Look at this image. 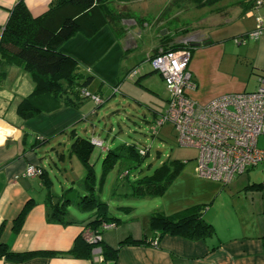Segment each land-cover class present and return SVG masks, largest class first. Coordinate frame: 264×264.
<instances>
[{"label":"crops","instance_id":"1","mask_svg":"<svg viewBox=\"0 0 264 264\" xmlns=\"http://www.w3.org/2000/svg\"><path fill=\"white\" fill-rule=\"evenodd\" d=\"M19 1L21 0H0V38L10 11ZM122 1L119 3L120 6L129 9L128 2ZM23 2L30 15L36 18L47 12L56 0H23ZM241 7L240 14L244 15V20L249 21V24L247 29L237 33L241 36L235 39H243L245 44H236L242 48L235 51L234 48L223 43L217 33H214L220 30L223 25L222 19L228 14L222 8L210 9L204 13L197 20L198 27L195 26L196 24L185 27L191 30L197 28V34L202 39L199 47H193L195 42L190 44L191 56L188 64V70L195 84V89L189 93V97L198 104L203 105L228 94L253 92L259 86V78L264 77V30L257 40L247 37L255 30V16H259L264 22V6L255 11H250L247 6ZM141 20L145 19L141 18ZM142 27L147 28V23L144 22ZM126 31L127 29L122 27V35L116 36L110 27H103L90 38L76 35L60 46V53L69 56L77 63L81 75L92 77L85 87L87 92L94 81L99 84L97 91L90 94L102 96L100 88L105 87V78L102 82L99 80L102 79V75H111L113 79L114 76H122V73L125 76L133 68L122 70L120 65V60L136 49L134 38L132 41L134 46L129 45L128 48H124V44L128 45ZM188 36L177 37V40L193 37ZM151 38L150 50L138 64L139 66H136L139 73L134 83L137 82L138 86H144L153 95L161 96L167 101L168 94L164 82L161 76L147 64L146 58L159 47L168 48L171 46L168 43L176 39L175 37L167 39V37L163 45V41L158 42L155 39L154 32ZM230 60L235 67L242 65L249 69L250 75L255 77V85L252 89L248 88L244 77L235 73V67L229 69ZM111 80L108 85L114 87V81ZM33 90L34 83L28 73L20 66L9 65L0 59V246L13 254H32L25 261L7 260L0 255V264H264V244L261 239L264 237V183L249 185L248 177L234 179L230 183L235 188L233 192L251 188L260 195L252 196L251 199L244 197L245 202L236 206V224L232 228L218 232L213 228L212 236L205 240L194 241L170 235L159 237L150 230L147 232L143 228L140 232L137 226H125L118 221L114 223V228L101 232L100 247L104 245L113 249L118 248L114 261H104L99 246L92 248L90 258L72 256L70 251L74 243L80 239L82 230L93 221L96 214L94 208L81 210L82 202L90 197L104 202L100 197L106 182L101 181L99 184L95 178V162L103 156L105 158L110 151L118 150V147L105 144L107 150L92 149L90 165L93 175L89 184H86V169L80 162L83 174L74 163L63 162L65 141L69 146L67 151L70 158L77 159L71 152L70 145L75 138L90 140L87 123L82 124V122H85L88 114L96 112L100 106L91 110L85 104L87 99L79 100L77 96H72L71 103L65 107L24 119L17 113V107L23 99L33 93ZM91 132L95 135L94 130ZM55 157L59 162H55ZM120 161L122 159L118 160ZM32 165L40 168L39 176H25L26 168ZM137 179L122 185L115 183L113 187V196L116 202L122 199V212L125 214L133 213L132 207L125 204L151 197V195L137 197L134 194L133 185ZM203 181L221 185L216 181ZM189 204L181 200H170L162 211L165 216H172L184 210V206ZM26 206L29 210L23 219L19 220ZM55 208L62 211V214H58V219L55 216ZM151 215L150 211L144 214L142 225L147 224ZM203 220L210 224L206 219ZM124 239L144 240L148 245L119 247ZM153 239L158 240L156 247L151 246L150 241Z\"/></svg>","mask_w":264,"mask_h":264},{"label":"rangeland","instance_id":"2","mask_svg":"<svg viewBox=\"0 0 264 264\" xmlns=\"http://www.w3.org/2000/svg\"><path fill=\"white\" fill-rule=\"evenodd\" d=\"M123 1L128 2L131 14L137 20V23L134 20L123 22L125 24L122 27L125 30L127 29L126 32L128 33L126 36L128 45L124 44V48H128L129 45L133 47L134 43L132 41L134 38L136 40V49L130 51L126 57L122 58L120 65L122 70L133 68L125 76L122 73V76H114L112 79L111 75L105 74L102 75V79L99 78L101 82L105 78V87L100 88L102 96L98 94L103 104L100 105L96 112L88 114L87 120L82 122V124L87 123L86 126L90 130L88 134L90 140H98V142L104 143H102L103 147L101 148L89 141L92 148L103 151L107 150L106 146L104 147L105 144H113L117 147L120 145L122 147L124 145H134L138 149H145L146 156L140 162L136 159L131 161L122 158V161H116V163L115 160L109 159L112 164L108 167L106 173L102 171L104 156L98 162H95V178L99 184H101V181L106 182L104 183V192L100 199L104 201L103 203H106L109 217L119 219V224L123 223L125 226H137L140 232L143 228L147 232L151 231L150 218L157 215L165 216L162 210L163 208L165 209V205L170 200H181L186 204L190 203L188 206H184V209L189 207L200 208L203 218L209 221L216 232L232 228L236 224V206L245 202L244 197L251 199L252 196L258 197L260 193L251 188L233 192L235 188L230 184L217 185L203 181L204 179H198L195 173L197 152L192 148L180 147L176 141L174 128L167 122L159 127L155 133L153 131L155 128L153 126L154 120L163 116L168 108L167 101H164L161 96L153 95L144 86L141 87L135 84V78L129 79V75L135 70L136 66H139L138 64L150 50L149 46L152 44L151 34L153 32L155 39L158 42L163 41V45L165 40L171 37H175L177 40V37L186 38L188 35L193 36L184 40L170 41L168 45L183 44V42L184 44L193 42L197 44V40H202L197 34V28L191 30L185 27L189 24H192V26L196 24L195 26L198 27V18L210 9L222 8L228 13L222 19L223 25L220 30H216L214 33L218 34L223 43L234 48V51L242 48L236 46L234 39L241 36V34H237L240 33L239 31L248 28L249 21L244 20V15L240 14L242 12L240 4L242 2L247 3L249 0H216L210 8L206 7V9L189 8L185 12L183 10H173L169 13L170 15L168 14L169 17L162 21L163 23L160 21L166 14L160 20L158 18L163 11L166 12V8H169L170 0ZM236 11L238 13H235ZM241 20H244V22ZM144 22L147 23V28L144 27L145 29L142 27ZM159 49L161 48L159 47ZM147 64L149 63L147 62ZM233 67L235 65L230 60L229 69ZM235 69V73L244 77L248 88L252 89L255 85V77L250 75L249 69L242 67V65L236 66ZM110 80L111 82L114 81V87L108 85ZM98 87L99 84L94 81L88 88V93L97 91ZM120 87L122 88L120 89ZM85 104L91 110L97 106L90 98L87 99ZM91 130H94L95 135L92 134ZM81 132L84 133V131ZM65 147L66 150L64 149L63 154L65 160L63 162L67 164L74 163L81 174H83L84 171L79 161L75 157L70 158L67 151L69 146L66 145V141ZM123 154L127 156V153ZM54 160L59 162L57 157ZM175 162L180 163L182 167L174 176L171 175L168 180L163 178L160 181L159 186L163 188L161 193L151 195L147 200L137 199L136 202L125 204L132 207L131 211L133 213L125 214L122 212V199L116 202L113 196L114 192L112 190L115 183L122 185V183L127 181L132 182L135 178L152 175L156 169L163 166L172 169ZM169 174H172V171ZM247 177L250 181L249 185L264 183V168L258 166L235 179H246ZM123 203H128V201H123ZM147 211H150L152 215L144 226V224L142 225V217Z\"/></svg>","mask_w":264,"mask_h":264},{"label":"trees","instance_id":"3","mask_svg":"<svg viewBox=\"0 0 264 264\" xmlns=\"http://www.w3.org/2000/svg\"><path fill=\"white\" fill-rule=\"evenodd\" d=\"M121 1L56 0L47 12L36 18L30 15L23 0L14 5L0 38V59L9 65L20 66L30 75L34 83L33 93L28 98L23 99L17 107V113L22 118L29 119L40 113L54 112L70 104L72 96H77L79 100L86 99L83 97L82 91H86L85 87L92 80V77L81 75L77 63L69 56L60 53L59 48L64 42L76 35L90 38L103 27H110L116 36H121L123 22L134 20L137 23L131 11L124 6H120ZM215 1L170 0L169 8H166V12L163 11L158 20L165 14L160 22L166 20L173 10H183L185 12L189 8H210ZM255 2L249 0L247 3L242 2L240 6H247L252 11ZM186 46L190 47V44H184L183 42V44H173L168 48L161 49L170 51L186 48ZM153 54L146 58V62ZM136 84L138 83L136 82ZM89 141L75 138L71 145V152L86 169V184H89L93 175L90 165L93 148ZM117 149L105 155L102 164L104 173L112 164L109 159H113L115 162L122 158L131 161L136 159L140 162L146 156H140L138 153L139 150L145 149H138L134 145H124L123 147L121 145ZM120 150L121 152H119ZM123 153H127V156ZM173 165L172 169L163 166L156 169L152 175L138 178L133 185L134 194L137 197H144L161 193L163 188L159 186L160 181L163 178L168 180L171 175L174 176L182 167L180 163L176 162ZM171 171L172 174H169ZM92 208L95 209L96 214L93 221L86 227L95 229L102 222L118 223L119 220L109 217L107 205L96 198L90 197L81 204V210H91ZM28 210L29 207L26 206L22 210L19 220L23 219ZM58 214H62V211L55 208L56 219H58ZM150 229L153 233H157L159 237L170 235L194 241L205 240L214 233L213 227L203 220L201 209L198 207L186 208L172 216H152L150 218ZM261 239L262 244H264V237ZM101 245L102 240L98 243L99 247ZM124 245H148V243L144 240L124 239L120 242L119 247ZM92 248L94 246L84 242L80 237L74 243L70 254L74 257L90 258ZM100 248L104 261H114L116 259L118 248L113 249L104 245ZM0 255L7 260L14 261H25L32 256V254H13L8 250H4L1 246Z\"/></svg>","mask_w":264,"mask_h":264},{"label":"built area","instance_id":"4","mask_svg":"<svg viewBox=\"0 0 264 264\" xmlns=\"http://www.w3.org/2000/svg\"><path fill=\"white\" fill-rule=\"evenodd\" d=\"M261 6L264 0H257L254 11ZM255 24V30L247 35L251 40L259 39L264 30L259 16H255ZM235 44L244 45L245 40L235 39ZM190 56L191 49L186 46L170 51L158 49L147 59L153 71L161 76L168 94V108L163 116L154 120V133L165 122L169 123L176 133L177 144L197 152L195 173L200 179L227 185L249 170L258 166L264 168V77L259 78V86L253 92L228 94L198 104L189 97L195 89L188 70ZM138 73L135 69L129 79H134ZM82 95L97 106L103 104L98 95L87 91H82ZM90 143L103 147V142L98 140H90ZM138 153L145 156V150ZM24 174L37 177L41 170L32 165ZM114 227L111 222H102L95 229L86 227L81 239L96 248L102 240L101 232ZM157 244V239L151 242L152 247Z\"/></svg>","mask_w":264,"mask_h":264},{"label":"water","instance_id":"5","mask_svg":"<svg viewBox=\"0 0 264 264\" xmlns=\"http://www.w3.org/2000/svg\"><path fill=\"white\" fill-rule=\"evenodd\" d=\"M208 44V43H207ZM201 44L197 43V44H194L193 47H199ZM206 45V44H205Z\"/></svg>","mask_w":264,"mask_h":264},{"label":"flooded vegetation","instance_id":"6","mask_svg":"<svg viewBox=\"0 0 264 264\" xmlns=\"http://www.w3.org/2000/svg\"><path fill=\"white\" fill-rule=\"evenodd\" d=\"M198 42H199V44H200V42H202V40H197Z\"/></svg>","mask_w":264,"mask_h":264}]
</instances>
